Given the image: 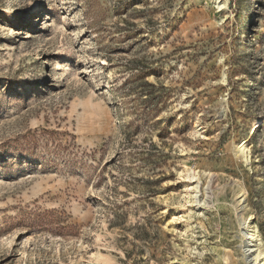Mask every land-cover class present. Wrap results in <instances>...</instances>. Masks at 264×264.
I'll return each instance as SVG.
<instances>
[{
	"label": "rangeland",
	"instance_id": "1",
	"mask_svg": "<svg viewBox=\"0 0 264 264\" xmlns=\"http://www.w3.org/2000/svg\"><path fill=\"white\" fill-rule=\"evenodd\" d=\"M254 261L264 0H0V264Z\"/></svg>",
	"mask_w": 264,
	"mask_h": 264
},
{
	"label": "bare ground",
	"instance_id": "2",
	"mask_svg": "<svg viewBox=\"0 0 264 264\" xmlns=\"http://www.w3.org/2000/svg\"><path fill=\"white\" fill-rule=\"evenodd\" d=\"M238 153H239V157H242L245 159V148L241 147L240 149H238ZM234 189L236 191V195L238 196V200L241 201L242 198V193L240 190V186L235 184L234 185ZM242 210L246 209V204H241L240 205ZM242 235H243V243H244V252L246 253L245 255H247L246 257L250 258V259H257L260 252H259V248H258V244L256 243V238H255V234H256V227L255 225L252 224V222H250V218L248 220L243 219L242 221ZM254 264H259L258 261H254Z\"/></svg>",
	"mask_w": 264,
	"mask_h": 264
}]
</instances>
